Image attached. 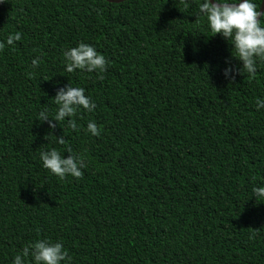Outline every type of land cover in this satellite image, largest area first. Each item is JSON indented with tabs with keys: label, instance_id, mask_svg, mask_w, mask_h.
Listing matches in <instances>:
<instances>
[{
	"label": "trees",
	"instance_id": "obj_1",
	"mask_svg": "<svg viewBox=\"0 0 264 264\" xmlns=\"http://www.w3.org/2000/svg\"><path fill=\"white\" fill-rule=\"evenodd\" d=\"M200 2L0 0V42L21 37L0 49V264L40 239L70 264H264V61L226 79L225 59L241 62L195 21ZM79 43L103 73L64 71ZM69 82L96 107L49 129L37 114ZM49 149L82 176L44 169Z\"/></svg>",
	"mask_w": 264,
	"mask_h": 264
},
{
	"label": "clouds",
	"instance_id": "obj_2",
	"mask_svg": "<svg viewBox=\"0 0 264 264\" xmlns=\"http://www.w3.org/2000/svg\"><path fill=\"white\" fill-rule=\"evenodd\" d=\"M206 20L207 27L213 33L219 34L231 46V57L240 61V67L236 68L225 59L227 65L223 69L226 79L234 80L236 74L247 73L248 78H254L258 63L264 61V12L254 3V0H202L198 5L196 15L197 23ZM20 33L9 35L4 42H0V49L5 45H13L20 40ZM64 71L72 73L74 70H85L89 73L97 71L103 73L106 70L107 60L92 45L79 43L75 47L68 48L63 53ZM40 63L39 58L32 60L35 69ZM32 73H29L31 76ZM56 105L54 113L47 108L41 109L36 120L46 122L49 129H55L57 123L67 119L69 127L76 129L77 124L72 117L79 108L93 111L95 102L85 95V89L74 87L69 82L64 87H59L53 98ZM264 109V98L257 99L256 110ZM86 131L92 135L99 134L94 121L87 122ZM51 135V134H50ZM56 137V136H55ZM56 142L64 143L63 136L56 137ZM61 156L57 150L49 149L39 153V159L44 169L63 180L66 176L80 178L84 167L82 159L71 154ZM256 200H264V186L252 189ZM31 256L32 264H70L71 257L61 242H49L40 239L23 249L22 254H17L12 259V264H26L25 258Z\"/></svg>",
	"mask_w": 264,
	"mask_h": 264
},
{
	"label": "water",
	"instance_id": "obj_3",
	"mask_svg": "<svg viewBox=\"0 0 264 264\" xmlns=\"http://www.w3.org/2000/svg\"><path fill=\"white\" fill-rule=\"evenodd\" d=\"M108 2H121V1H125V0H107ZM260 11L263 12L264 11V0H262L261 5H260Z\"/></svg>",
	"mask_w": 264,
	"mask_h": 264
}]
</instances>
